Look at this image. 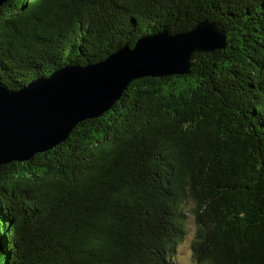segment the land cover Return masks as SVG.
I'll use <instances>...</instances> for the list:
<instances>
[{
    "label": "trees",
    "instance_id": "1",
    "mask_svg": "<svg viewBox=\"0 0 264 264\" xmlns=\"http://www.w3.org/2000/svg\"><path fill=\"white\" fill-rule=\"evenodd\" d=\"M224 27L189 75L133 81L114 107L0 166V264H264V0H10L0 85L19 90L148 35Z\"/></svg>",
    "mask_w": 264,
    "mask_h": 264
},
{
    "label": "water",
    "instance_id": "2",
    "mask_svg": "<svg viewBox=\"0 0 264 264\" xmlns=\"http://www.w3.org/2000/svg\"><path fill=\"white\" fill-rule=\"evenodd\" d=\"M225 45L224 27L204 21L186 33L145 36L102 62L64 67L19 90L0 85V166L54 149L79 123L110 111L133 81L189 75L199 54Z\"/></svg>",
    "mask_w": 264,
    "mask_h": 264
},
{
    "label": "rangeland",
    "instance_id": "3",
    "mask_svg": "<svg viewBox=\"0 0 264 264\" xmlns=\"http://www.w3.org/2000/svg\"><path fill=\"white\" fill-rule=\"evenodd\" d=\"M192 220L190 219V224L188 226V235L177 247L175 254L176 264H195L192 258L191 242L193 239L194 226L192 225Z\"/></svg>",
    "mask_w": 264,
    "mask_h": 264
},
{
    "label": "clouds",
    "instance_id": "4",
    "mask_svg": "<svg viewBox=\"0 0 264 264\" xmlns=\"http://www.w3.org/2000/svg\"><path fill=\"white\" fill-rule=\"evenodd\" d=\"M182 264H183V262H182Z\"/></svg>",
    "mask_w": 264,
    "mask_h": 264
}]
</instances>
